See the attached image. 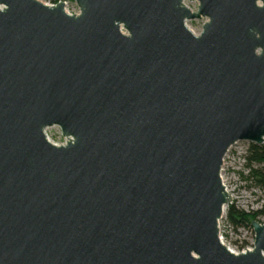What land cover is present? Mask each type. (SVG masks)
<instances>
[{"label":"water","instance_id":"obj_1","mask_svg":"<svg viewBox=\"0 0 264 264\" xmlns=\"http://www.w3.org/2000/svg\"><path fill=\"white\" fill-rule=\"evenodd\" d=\"M73 1L0 0V264H264V223L218 226L226 152L264 144V0Z\"/></svg>","mask_w":264,"mask_h":264},{"label":"rangeland","instance_id":"obj_2","mask_svg":"<svg viewBox=\"0 0 264 264\" xmlns=\"http://www.w3.org/2000/svg\"><path fill=\"white\" fill-rule=\"evenodd\" d=\"M44 4L67 2V9L72 10L78 8L73 0H39ZM188 2V1H187ZM192 8H197V2H188ZM207 21L206 18L199 20L187 21L186 26L192 30H197L203 27ZM46 136L49 140L65 143L66 139L61 136L58 127H50L45 130ZM248 142H238L234 146V157L225 167L223 179L226 183L228 193L231 194V201L229 205H233L236 209L245 213H251L264 207V193L257 188L253 183L247 181L245 176L248 171L245 166V150L248 148ZM227 206L223 210L221 219L218 222L219 232L224 239L233 241V239L240 238L241 240H248L253 234L250 227L242 226L235 227L229 222L226 212ZM259 223H264V216L259 217Z\"/></svg>","mask_w":264,"mask_h":264},{"label":"trees","instance_id":"obj_3","mask_svg":"<svg viewBox=\"0 0 264 264\" xmlns=\"http://www.w3.org/2000/svg\"><path fill=\"white\" fill-rule=\"evenodd\" d=\"M245 166L247 175L245 179L253 183L264 193V144H249L245 156ZM227 218L235 227H250L252 221H259L260 216H264V207L251 213H245L236 209L233 205H228Z\"/></svg>","mask_w":264,"mask_h":264},{"label":"built area","instance_id":"obj_4","mask_svg":"<svg viewBox=\"0 0 264 264\" xmlns=\"http://www.w3.org/2000/svg\"><path fill=\"white\" fill-rule=\"evenodd\" d=\"M64 3H65L66 11H67V13L69 15L79 12V9L78 8L72 9V10L67 9V2H64ZM237 143L234 144L233 146H231L228 149V151L226 152V154H225L224 161H223V165L221 167L222 179H223V174H224L226 165L234 157L233 148H234V146L237 145ZM247 150H248V148L244 152L245 156L247 154ZM223 182H224L226 191L228 192V189H227V186H226V183H225L224 179H223ZM219 237L221 238V240L223 241V243L225 244V246L227 247L228 250L233 251V252H236V253H239L241 251H244V250H247V249L252 248L253 247V243H254V233L252 234V236L248 240H241L240 238H238V239H233V241H230V240H227L226 241V239L223 238V236L221 234V231L219 232Z\"/></svg>","mask_w":264,"mask_h":264},{"label":"clouds","instance_id":"obj_5","mask_svg":"<svg viewBox=\"0 0 264 264\" xmlns=\"http://www.w3.org/2000/svg\"><path fill=\"white\" fill-rule=\"evenodd\" d=\"M0 10H2V7H0Z\"/></svg>","mask_w":264,"mask_h":264}]
</instances>
